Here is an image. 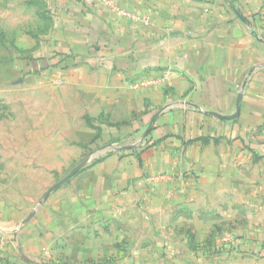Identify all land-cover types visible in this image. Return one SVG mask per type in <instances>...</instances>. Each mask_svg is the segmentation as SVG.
<instances>
[{
	"label": "crops",
	"instance_id": "crops-1",
	"mask_svg": "<svg viewBox=\"0 0 264 264\" xmlns=\"http://www.w3.org/2000/svg\"><path fill=\"white\" fill-rule=\"evenodd\" d=\"M50 2L26 69L75 87L84 150L130 148L55 187L0 264H264V0H127L129 20ZM167 67L159 86L128 83Z\"/></svg>",
	"mask_w": 264,
	"mask_h": 264
},
{
	"label": "rangeland",
	"instance_id": "rangeland-1",
	"mask_svg": "<svg viewBox=\"0 0 264 264\" xmlns=\"http://www.w3.org/2000/svg\"><path fill=\"white\" fill-rule=\"evenodd\" d=\"M55 19L50 0H0V253L13 246V233H22L48 194L108 144L84 150L91 128L73 101L75 87L42 82L26 69Z\"/></svg>",
	"mask_w": 264,
	"mask_h": 264
},
{
	"label": "built area",
	"instance_id": "built-area-1",
	"mask_svg": "<svg viewBox=\"0 0 264 264\" xmlns=\"http://www.w3.org/2000/svg\"><path fill=\"white\" fill-rule=\"evenodd\" d=\"M98 3L104 8L107 14L117 20L138 19L135 11L129 7L127 0H98ZM157 71L161 75L143 74L141 76H133L129 78V85L134 89L151 88L159 86L168 81L173 74L171 68H158ZM152 128V126H151ZM121 145L108 143L103 147V151L112 150L114 152H122Z\"/></svg>",
	"mask_w": 264,
	"mask_h": 264
},
{
	"label": "trees",
	"instance_id": "trees-1",
	"mask_svg": "<svg viewBox=\"0 0 264 264\" xmlns=\"http://www.w3.org/2000/svg\"><path fill=\"white\" fill-rule=\"evenodd\" d=\"M87 120L90 122L91 125H93L92 121L90 119L87 118ZM109 126H112V127H119L120 125H117V124H108ZM121 141L120 138H115V137H111L109 140L105 141V143H115V142H119ZM150 141L147 140L146 144H150L149 143ZM102 157H99L97 158L95 161L97 160H100ZM8 262L10 263L11 261L8 260Z\"/></svg>",
	"mask_w": 264,
	"mask_h": 264
},
{
	"label": "water",
	"instance_id": "water-1",
	"mask_svg": "<svg viewBox=\"0 0 264 264\" xmlns=\"http://www.w3.org/2000/svg\"><path fill=\"white\" fill-rule=\"evenodd\" d=\"M151 126H152V125H149L148 130L151 129ZM127 148H130V146H121V147H120L121 150H125V149H127Z\"/></svg>",
	"mask_w": 264,
	"mask_h": 264
}]
</instances>
